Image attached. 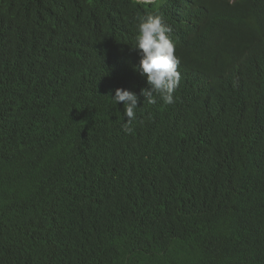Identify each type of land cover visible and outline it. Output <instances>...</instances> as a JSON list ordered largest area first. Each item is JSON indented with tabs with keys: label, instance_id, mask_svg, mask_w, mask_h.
Returning <instances> with one entry per match:
<instances>
[{
	"label": "trees",
	"instance_id": "16d2710c",
	"mask_svg": "<svg viewBox=\"0 0 264 264\" xmlns=\"http://www.w3.org/2000/svg\"><path fill=\"white\" fill-rule=\"evenodd\" d=\"M148 13L208 87L126 134ZM0 264H264V0H0Z\"/></svg>",
	"mask_w": 264,
	"mask_h": 264
},
{
	"label": "clouds",
	"instance_id": "9594fccd",
	"mask_svg": "<svg viewBox=\"0 0 264 264\" xmlns=\"http://www.w3.org/2000/svg\"><path fill=\"white\" fill-rule=\"evenodd\" d=\"M138 2L144 3L145 0ZM154 2L156 1L147 0V3ZM199 30V26L193 25L190 20L184 31L178 35L160 14L148 13L139 20L132 51L140 59L138 64L133 65V69L145 79L147 87L142 88L139 93L117 88L112 96L113 103L118 105L122 102L124 105L125 123L122 130L126 134L133 132L132 124L137 119L140 97H144V102L148 104H155L156 99H159L170 105L175 103L176 96L181 93V103L191 105L204 96L208 80L199 73L204 65L195 60H185L181 54L182 45L196 38ZM208 53L211 58L222 54L216 55L211 51ZM173 118L175 125L180 128L183 121L182 111L177 109ZM197 136L199 140L200 135Z\"/></svg>",
	"mask_w": 264,
	"mask_h": 264
},
{
	"label": "bare ground",
	"instance_id": "6f19581e",
	"mask_svg": "<svg viewBox=\"0 0 264 264\" xmlns=\"http://www.w3.org/2000/svg\"><path fill=\"white\" fill-rule=\"evenodd\" d=\"M132 1H134V2H136V3H139V4H152V3H147V0H145L144 3H140V2H138V0H132ZM155 1H156V0H155Z\"/></svg>",
	"mask_w": 264,
	"mask_h": 264
}]
</instances>
